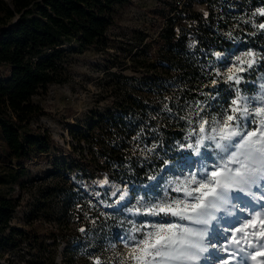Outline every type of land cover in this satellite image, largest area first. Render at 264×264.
Here are the masks:
<instances>
[{"label":"trees","instance_id":"obj_1","mask_svg":"<svg viewBox=\"0 0 264 264\" xmlns=\"http://www.w3.org/2000/svg\"><path fill=\"white\" fill-rule=\"evenodd\" d=\"M128 2L0 0V91L13 82L28 92L67 83L73 56L105 49L117 10ZM195 5H204L205 11H196ZM166 6L156 37L131 56V69L142 77H115L108 84L114 94L111 108L95 113L87 127L68 129L64 166L85 181L97 176L149 184L183 157L182 146L195 140L186 139L195 128L191 113L201 104L210 109L215 100L225 105L235 95V87L216 71L226 57L252 50L264 60V15L259 11L264 0H178ZM43 115L40 105L29 100L0 98L3 156L18 167L0 171V186L9 192L15 186L23 190L24 166L55 146L46 130L33 127ZM56 186L47 191L38 186L37 203L25 213L30 231L11 223L20 196H0V254L16 253L25 264H116L114 229L122 214L80 191L67 186L64 194ZM57 198L59 207L48 206ZM36 222L52 226L40 233Z\"/></svg>","mask_w":264,"mask_h":264},{"label":"rangeland","instance_id":"obj_2","mask_svg":"<svg viewBox=\"0 0 264 264\" xmlns=\"http://www.w3.org/2000/svg\"><path fill=\"white\" fill-rule=\"evenodd\" d=\"M167 1L178 0H129L127 4L118 8L115 22L108 31L106 48L103 50L86 49L76 53L70 65V79L67 83L28 92L20 84L13 82L9 90L0 91L1 99L23 98L40 105L44 115L34 123L33 127L38 126L41 130H46L55 143V146H51L46 154L34 157L24 166L25 173L21 177V181L25 185L23 190L15 186L12 192H9L8 187L0 186V196L14 198L20 196L21 199L11 221L13 226L30 231L25 225V213L28 209L35 207L37 203L38 186H41V190L47 191L56 184V189H63L64 194L70 187L73 191H80L93 198L95 203L101 207L122 214V219L119 218L120 221L114 229V233H117L114 237V251L112 253L117 260L116 264H120L124 254L128 251L125 244L130 242L129 237L133 235L134 225L138 227L141 221L152 219L151 217L132 215L129 209L138 206L137 201L141 197H144L145 200L163 197L170 181L179 176L187 175L189 171L199 169L198 157L186 148H182L184 155L177 163L166 165L161 174L155 177V180L151 179L149 184L140 187L108 181L105 177L97 176L94 180L85 181L78 177L76 171H69L64 166V162L68 161V153L70 152L68 129L87 127L95 113L111 108L114 94L110 92L109 82L119 75L126 78L140 79L142 77L140 72L135 73L131 69V56L135 50L141 49L145 43L156 37V30L161 23V17L163 13L167 12ZM194 9L200 12L205 11L204 5H195ZM249 51L253 52L252 50ZM245 52L247 51L240 50L238 54L227 56L225 63L217 67L216 71L220 73L224 82L227 69L236 62L235 57L238 55L243 57ZM221 59V55L217 57L218 61ZM245 59L253 58L247 57ZM254 59L253 67L240 73L243 79L239 85L227 83L235 89L239 88L242 95L250 98L264 95V60L258 53H255ZM243 67L247 68V65L244 64ZM131 82L136 83L137 81L131 80ZM213 103L215 108L211 106L208 109L201 104L199 109L193 111L195 113H191L190 117H193L195 127L200 117L211 119L222 111V106L227 104H222L221 100H215ZM201 108L204 109L203 112L200 111ZM3 150L4 144L0 137V171L7 166L16 170L18 168L16 165H9L5 160ZM208 155L211 161V153L209 152ZM55 163L57 166L54 165ZM53 174L54 176H52ZM63 180H66V183ZM171 195H175V193ZM121 196L124 199H121ZM245 199L248 198L245 197ZM57 203L59 207L61 203L59 198L53 200L48 206L55 208ZM236 212L237 215H241L238 209ZM218 215L223 216L226 213H219ZM231 223L236 226L235 220H232ZM37 225H41L38 229L40 233L47 232V229L52 226L47 222H41ZM222 229L223 225L221 231ZM228 235L230 232L224 235L217 232L214 242L218 247L222 246ZM62 248H60L57 256L59 263L63 261ZM216 252L217 248H210L208 253H204L208 259H202L201 264H216L215 255L209 256V253L215 254ZM224 255L225 253L222 251L219 253L220 257ZM0 264L25 263L18 257V254L5 252L0 254ZM248 264H253V262L250 260Z\"/></svg>","mask_w":264,"mask_h":264},{"label":"snow or ice","instance_id":"obj_3","mask_svg":"<svg viewBox=\"0 0 264 264\" xmlns=\"http://www.w3.org/2000/svg\"><path fill=\"white\" fill-rule=\"evenodd\" d=\"M259 11L264 15V9ZM254 57L251 51L236 56L225 82L239 85L240 73L253 67ZM192 137L196 139L182 148L198 157L199 169L170 181L163 197H141L129 209L132 215L152 219L134 225L120 264H201L210 248H217L209 253L216 264H264V95L250 98L236 88L217 116L200 117L186 139ZM217 232H230L219 247L214 242Z\"/></svg>","mask_w":264,"mask_h":264},{"label":"water","instance_id":"obj_4","mask_svg":"<svg viewBox=\"0 0 264 264\" xmlns=\"http://www.w3.org/2000/svg\"><path fill=\"white\" fill-rule=\"evenodd\" d=\"M4 1H7V2H9L10 0H4Z\"/></svg>","mask_w":264,"mask_h":264}]
</instances>
